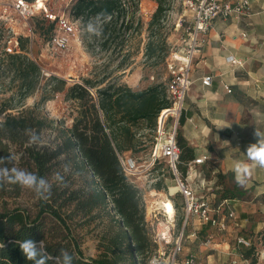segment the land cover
Segmentation results:
<instances>
[{"label":"trees","instance_id":"trees-1","mask_svg":"<svg viewBox=\"0 0 264 264\" xmlns=\"http://www.w3.org/2000/svg\"><path fill=\"white\" fill-rule=\"evenodd\" d=\"M140 1L76 0L71 11L86 25L105 13L106 17H100L99 37L106 41L107 35L117 31L120 20L124 30L132 27V16L127 18L128 7L134 6L137 11ZM156 1L158 6L149 22L144 55L146 60L158 63L166 59V55L158 54L167 45L160 32L169 0ZM43 19L55 31V22ZM30 41V36H19L18 50L6 51L0 64V78L8 75L12 81H18L20 102L41 91L33 106L21 109L18 114L8 112L0 121V158H11L0 163V167H16L44 177L51 185V194L38 197L35 214L21 206L5 205L0 211V264H32L19 247V242L25 239L44 241L52 257L66 250L73 258L72 264H141L142 256L149 260L158 245L146 221L142 192L126 175L119 156L125 151H138V146L145 143L142 130H157L161 111L171 106L167 85L161 82L134 90L127 83L109 82L95 92L91 88L98 84L90 79L69 85L65 78L45 76L40 64L28 54ZM59 92L75 104L77 114L71 127L56 128L59 133L55 140L44 144L42 133L54 127V120L43 114L41 107ZM11 108L13 104H0V114ZM29 129L39 136L38 143H29ZM177 143L181 150L180 171L184 175L188 162L195 159V149L179 128ZM19 150L23 153L17 162ZM60 165L68 166L70 174L78 175L82 183L73 187L72 182L63 178L52 182ZM158 168L159 164L155 169ZM158 188H162L161 182ZM22 191L19 184L0 183L1 196L17 198ZM174 194L179 208L181 195L178 190ZM241 194L228 190L221 199ZM100 219L108 222L97 244V254L90 256L82 248L74 225L84 226ZM253 252L254 248H249L242 255L250 259ZM48 264L55 261L49 260Z\"/></svg>","mask_w":264,"mask_h":264},{"label":"rangeland","instance_id":"rangeland-1","mask_svg":"<svg viewBox=\"0 0 264 264\" xmlns=\"http://www.w3.org/2000/svg\"><path fill=\"white\" fill-rule=\"evenodd\" d=\"M41 0L40 2H43ZM76 0H45V7L37 11L36 15L30 19L34 25V34L29 44V56L35 59L42 69L46 72L45 76L57 75L65 78L68 84L76 82L84 83L86 79H90L97 83L98 86L91 88L93 92L97 88L106 86L109 82L132 84L135 88L144 89L151 85L164 82L167 86L171 80V76L167 70L166 59L155 63L156 60L145 59V49L148 41V26L153 13L156 11L158 3L156 0H141L139 9L129 5L128 19L132 16L133 24L128 30H124L121 26L122 20L119 21L116 32L109 33L106 41L87 31V25L80 19H76L72 14L71 8ZM12 0H0V64L6 56V48L9 39L18 38L19 36H30L26 24L18 18L11 9ZM168 11L164 17L161 32L162 38L167 41V45L159 49L158 55H166L168 57L173 48L179 46L181 38L184 34L183 28L180 27L182 16L185 14V0H169L167 3ZM136 11V12H135ZM134 13V15H133ZM66 14L76 22L77 30L70 46L66 50H56L50 43L51 36L55 33L51 23L46 21L45 16H59ZM52 20V19H51ZM54 20V19H53ZM12 77L4 75L0 78V104H13L14 108L8 109L5 113L0 114V121L3 120L8 112L18 114L25 107L33 106L41 97V91L35 92L33 95L20 102L18 95V81H12ZM104 81L103 83H101ZM43 114L54 120V127L48 128L42 133V143L50 144L57 137L59 131L56 128L71 127L76 116V107L72 101L64 99V93L59 92L48 100L41 107ZM143 145L138 146L136 150L130 151L141 165L147 164L150 158L153 141L155 140V131L148 129L142 130ZM23 153V150L17 151V162ZM165 167V161L159 164V171H154L149 177L160 176L159 181L152 184L161 190H169L174 193L177 190L176 184L172 179V174L165 167V176L160 175V169ZM167 170V171H166ZM68 166H59L54 173L51 181L54 182L58 178L66 179L72 182L73 187H78L82 181L78 175H71ZM148 178V177H147ZM168 180H167V179ZM161 182L162 188H158ZM149 182L146 178L140 181L143 189H148ZM225 184L221 188L213 187V191L221 196L225 191L234 190L243 192L239 197L251 199L252 195L244 190L239 184ZM168 184V185H167ZM38 196L28 188L23 187L22 194L17 198L0 195V211L5 205L8 208L21 206L28 209L31 213L37 212ZM108 220L100 219L91 224L84 226L74 225L75 233L81 241L82 248L87 255L93 256L97 254V244L104 234V227ZM183 222V210L181 206L177 213V229L181 228ZM195 229L191 224L185 230L182 242L183 250L180 258L188 254L196 257V264H264V228L260 231L251 229L250 231H242L240 235H246L250 245H239L236 241L235 234L226 235L229 245H215L212 240L207 243L212 231L206 225L202 228ZM196 235H192L193 232ZM249 248H254L252 258L246 259L242 256L243 252ZM155 254V252L153 253ZM152 254V256H153ZM151 256V257H152ZM150 257V258H151ZM141 264H148L147 256L140 257Z\"/></svg>","mask_w":264,"mask_h":264},{"label":"crops","instance_id":"crops-1","mask_svg":"<svg viewBox=\"0 0 264 264\" xmlns=\"http://www.w3.org/2000/svg\"><path fill=\"white\" fill-rule=\"evenodd\" d=\"M229 57L236 62L229 61ZM206 75L214 76L211 86L202 82ZM225 85L230 86L231 93ZM178 128L195 149V159L206 157L203 163H194L195 159L188 162L184 175L192 174L198 188L204 179L206 193L219 204L223 199L213 187L221 188L225 181L228 185L231 181L238 184L235 162L251 163L246 150L257 142L256 130L264 133V0H250L244 15L214 20L206 42L194 58L192 84ZM129 152L123 154L130 155ZM240 186L252 198L229 199L236 217L227 218V230L220 231L217 225L198 219H192L189 226L199 229L206 225L212 231L209 238L220 246L229 245L226 235L235 234L237 241L240 236L246 238L240 235L242 231L264 228V167H255ZM214 217L218 221L224 218L222 213H214Z\"/></svg>","mask_w":264,"mask_h":264},{"label":"built area","instance_id":"built-area-1","mask_svg":"<svg viewBox=\"0 0 264 264\" xmlns=\"http://www.w3.org/2000/svg\"><path fill=\"white\" fill-rule=\"evenodd\" d=\"M185 6V14L179 24L183 28L184 34L179 46L173 48L166 58L167 70L171 76L167 86L171 106L164 108L159 115L158 128L155 131L150 158L145 166L139 164L131 155L121 154L119 156L126 175L142 192L146 221L150 227L152 239L158 245L155 254L150 258V264H196L197 260L193 254L180 258L185 230L190 221L198 219L202 223L215 224L220 231H225L228 228L227 218L236 217L234 210L229 205V199L225 198L216 204L214 198L206 193L204 179L201 187L198 188L193 183L192 174H182L180 171L181 150L177 143V130L192 84L194 58L206 42L214 20L220 17L229 18L248 13L250 0H185ZM43 7H45V0L41 7H39V0L33 2L12 0L11 9L26 24L31 38L35 31L30 19ZM45 17L55 22V33L50 38L49 43L56 50H66L76 33V22L66 14L53 16V18L50 15ZM8 44L6 48L8 53H14L18 50V38L9 39ZM228 59L236 62L232 57ZM43 73L46 74L44 70ZM213 80V75L202 77L205 86H211ZM225 88L229 93L232 92L230 86L225 85ZM162 160L165 161V167L172 174L173 181L181 195L178 201L183 210V222L180 229H177L176 194L171 189L164 191L152 187L153 183L159 181L160 176L149 177L155 170L159 171V168L155 169V167ZM205 160V156L196 158L194 163H203ZM165 167L160 169L162 176H165ZM145 178L151 182L148 189H143L140 184V181ZM169 203L173 213L168 210ZM214 213H222L223 220L218 221L214 217ZM196 233L195 231L192 235H196ZM210 241L211 237L208 238L207 243ZM237 243L250 245L249 240L243 236L237 238Z\"/></svg>","mask_w":264,"mask_h":264},{"label":"clouds","instance_id":"clouds-1","mask_svg":"<svg viewBox=\"0 0 264 264\" xmlns=\"http://www.w3.org/2000/svg\"><path fill=\"white\" fill-rule=\"evenodd\" d=\"M100 17H106L105 13L98 14L95 22L90 21L87 25V31L96 36H100L102 29L100 28ZM228 127V126H224ZM29 133V143H38L39 136L35 130H27ZM255 135L258 137L256 143L248 146L246 155L251 163L245 161H236L234 164V172L236 182L240 185L246 183L247 178L252 174L255 167H264V133L256 130ZM9 158H0V163H4ZM9 182L19 184L21 187L33 190L38 197L45 198V193L51 194V185L44 178L35 173L24 169L12 167H0V183ZM2 246V245H0ZM19 247L28 261L32 264H48L49 260H54L55 264H72V256L66 251L61 250L60 254L52 257L46 250L44 241L36 242L32 239H25L19 242Z\"/></svg>","mask_w":264,"mask_h":264},{"label":"bare ground","instance_id":"bare-ground-1","mask_svg":"<svg viewBox=\"0 0 264 264\" xmlns=\"http://www.w3.org/2000/svg\"><path fill=\"white\" fill-rule=\"evenodd\" d=\"M41 0H39V7H41L43 5V2H40ZM168 210L170 213H173V209L171 208V204H168Z\"/></svg>","mask_w":264,"mask_h":264}]
</instances>
